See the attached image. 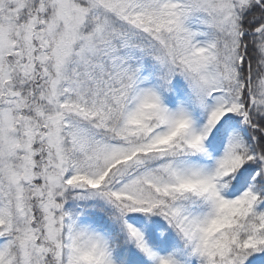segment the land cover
Segmentation results:
<instances>
[{
  "label": "snow or ice",
  "instance_id": "6c2138e0",
  "mask_svg": "<svg viewBox=\"0 0 264 264\" xmlns=\"http://www.w3.org/2000/svg\"><path fill=\"white\" fill-rule=\"evenodd\" d=\"M0 264H264V0H0Z\"/></svg>",
  "mask_w": 264,
  "mask_h": 264
}]
</instances>
